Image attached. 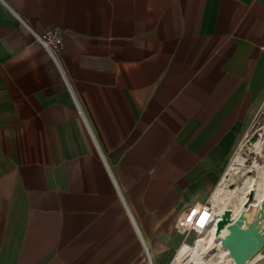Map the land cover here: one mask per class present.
<instances>
[{
	"label": "crops",
	"instance_id": "0c3cea01",
	"mask_svg": "<svg viewBox=\"0 0 264 264\" xmlns=\"http://www.w3.org/2000/svg\"><path fill=\"white\" fill-rule=\"evenodd\" d=\"M263 99L264 0H0V264H172Z\"/></svg>",
	"mask_w": 264,
	"mask_h": 264
},
{
	"label": "bare ground",
	"instance_id": "6f19581e",
	"mask_svg": "<svg viewBox=\"0 0 264 264\" xmlns=\"http://www.w3.org/2000/svg\"><path fill=\"white\" fill-rule=\"evenodd\" d=\"M262 142L261 139L256 142V148L259 151L262 148ZM241 190L244 192L241 191L243 195L239 197L240 194H237L238 188L228 189L226 184L220 185L213 199L217 217L212 231L207 233L204 230L197 236L193 244L185 242L172 264H236L234 258L229 255L228 250L220 244L221 237L225 235L220 234V236H217L216 229L219 223L224 220L226 211H229L228 207L231 204L233 205V211H229V219L231 217L237 219L244 211H249L252 206L258 208L264 206V165L258 166L256 176L248 175L245 177ZM249 192H254L252 199L248 196ZM242 224H244L243 221Z\"/></svg>",
	"mask_w": 264,
	"mask_h": 264
},
{
	"label": "rangeland",
	"instance_id": "374dc122",
	"mask_svg": "<svg viewBox=\"0 0 264 264\" xmlns=\"http://www.w3.org/2000/svg\"><path fill=\"white\" fill-rule=\"evenodd\" d=\"M262 122H263L262 124H264V114H263ZM259 126L260 124L258 125V127ZM263 126L264 125H262V129H260L261 128L260 127L259 129H257V131H255L256 133L253 132L247 138L249 141V139L253 137L255 139L254 142L252 141L250 143L249 142L247 143V141H244L240 145V147H238L236 151V161L233 162L231 169V172H234V175L233 177H231L230 181L228 180L224 181V183H226L230 189L242 188L245 177L248 175L256 176L258 166L264 165V127ZM259 139L263 141L262 148L260 151L256 148V142ZM263 210H264V206L262 208L252 206L243 217L245 220H248L247 225H242V227L245 229L249 228L252 234H255L257 230H259L257 234L264 237V223L261 229L257 226V224L255 225L252 224L253 222L258 220V216L264 212ZM197 236L195 237V239L197 238ZM256 237L252 238L250 241L256 242ZM194 241L192 243L189 242L187 243L193 244Z\"/></svg>",
	"mask_w": 264,
	"mask_h": 264
},
{
	"label": "built area",
	"instance_id": "2783aa9c",
	"mask_svg": "<svg viewBox=\"0 0 264 264\" xmlns=\"http://www.w3.org/2000/svg\"><path fill=\"white\" fill-rule=\"evenodd\" d=\"M37 39L51 54L58 52L64 46L63 37L57 29H49L43 34L38 35ZM216 217L215 205L213 203H194L181 211L175 226L179 230L195 231L197 234H201L215 221Z\"/></svg>",
	"mask_w": 264,
	"mask_h": 264
},
{
	"label": "water",
	"instance_id": "95a60500",
	"mask_svg": "<svg viewBox=\"0 0 264 264\" xmlns=\"http://www.w3.org/2000/svg\"><path fill=\"white\" fill-rule=\"evenodd\" d=\"M254 142L255 139L252 137L249 139L250 142ZM254 197V192H250L249 198ZM229 215L230 212L226 211L224 220L221 221L216 229L217 236L224 234L225 236L221 237V246L229 251L231 256L234 258L236 264H245L246 253L248 251L254 250L256 248V242H251L250 240L254 237L257 239H263L261 235H258V231L255 234L250 232V229L243 228L241 224H234L233 226L229 225ZM264 213L258 216V219L262 220Z\"/></svg>",
	"mask_w": 264,
	"mask_h": 264
}]
</instances>
